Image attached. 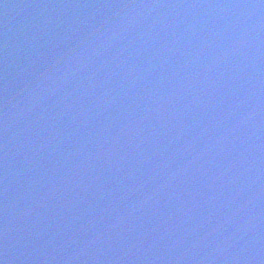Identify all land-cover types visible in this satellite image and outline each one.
I'll return each instance as SVG.
<instances>
[{
    "label": "water",
    "instance_id": "obj_1",
    "mask_svg": "<svg viewBox=\"0 0 264 264\" xmlns=\"http://www.w3.org/2000/svg\"><path fill=\"white\" fill-rule=\"evenodd\" d=\"M75 264H264V0H42Z\"/></svg>",
    "mask_w": 264,
    "mask_h": 264
}]
</instances>
